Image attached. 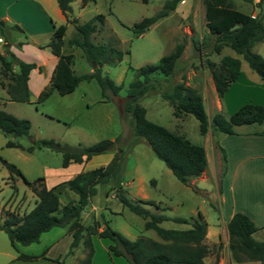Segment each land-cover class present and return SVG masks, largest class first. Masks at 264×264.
Instances as JSON below:
<instances>
[{"label":"rangeland","instance_id":"rangeland-1","mask_svg":"<svg viewBox=\"0 0 264 264\" xmlns=\"http://www.w3.org/2000/svg\"><path fill=\"white\" fill-rule=\"evenodd\" d=\"M256 1L230 0L234 9L261 16L264 28V0L259 4H256ZM162 2L163 0H146V2L94 0L82 7L79 0H70L69 17L75 18L78 23L90 20L99 13L104 15L102 25L97 24V29L91 33L90 39L94 43L110 45L122 52V57L116 64H103L100 68L102 75L107 76L115 84H120L121 88L117 95L105 90L104 96H101L94 80H81L69 94L60 95L52 90L46 98L36 101L38 93L35 91L41 86L46 73L42 67L36 68L39 74L34 72L29 78L27 102L7 100L5 90L0 87V109L29 121V129L25 135L13 136L0 131V156L18 168L28 181L43 177L44 186L50 188L69 179V173L73 169L61 167L60 152L50 148L33 147L31 151H26L33 140L51 138L59 143L75 146L108 139L111 141L109 149L87 160L83 170L106 164L116 155L120 167V183L128 198L152 200L157 206L141 205L168 217L188 218L192 215L196 216L199 212L208 230L207 235L206 233L204 235L203 243L206 239L210 241V244H206L208 247L206 256L212 263L215 261V255H220V251L223 250L227 260L230 257L227 247L225 249L227 243L223 245L220 238L224 237V240L227 238L226 228L222 227L221 220L228 211V202L221 201L219 196L222 192L221 186L224 184L222 178L226 187L234 188L237 177L236 175L223 177L226 151L220 146L219 140L225 134L207 130L201 135L197 120L191 114H184L181 117L172 115L171 107L162 99L160 91H169L173 84L180 81L196 89L201 95L204 112L209 120L211 115L218 111V103L219 111L225 117L228 116L230 108L238 102L264 105V78H259L249 69L240 55L227 47L222 48L219 53L209 52L210 36L205 46L200 45L206 35L203 0H181L167 16L156 20L140 35L133 34L132 24L154 14ZM55 23L58 24V21ZM9 33L10 39L21 40V35L16 31L10 32L8 27L0 34L1 40L8 41ZM77 36V30L72 23H69L62 38L66 41ZM45 40L49 39L46 37L40 39L43 42ZM194 41L198 43V49L194 48ZM177 43H182L183 48L174 63L172 74L166 78L159 76L156 88L147 91L138 102L144 107L145 117L148 120L204 148L206 168L197 177L189 179L186 184L180 183L170 173L142 138L133 136L129 116L122 111V103L128 84L134 78V70L145 64H155L162 55L172 51ZM5 49L3 42H0V54L6 55ZM34 49L30 43L27 44L24 48L25 58L39 56L40 53ZM60 50L73 55L71 68L75 74L91 70L78 47L64 43ZM251 51L264 59V38L255 43ZM222 55H230L240 61L238 80L232 81L230 87H227L228 90L223 93L225 100L215 95L210 73L205 64V59L218 63ZM31 57L28 59L30 60ZM12 67L15 68L16 64L12 63ZM3 81L6 82L7 79L3 78ZM252 131L264 132V122L234 126L231 135L237 136ZM7 141L19 143L22 148L8 147L5 145ZM219 148L223 150L225 159L223 161ZM247 183L245 182L249 185ZM96 188V194L91 197L90 202L91 205L97 206L93 216L100 224L103 220L108 221L110 228L129 240L137 237L157 239L152 230L143 229V218L121 206L114 195V190L105 197L104 191L107 186L98 185ZM71 196L75 198V194L71 191L61 189L58 194L59 205L64 204ZM35 199L34 193L22 180L18 176H10L5 166L0 163V216L4 215L5 211H15L19 215L27 212L32 208ZM247 199L248 197H244L243 201L246 202ZM88 207L83 209L82 216L87 215ZM159 226L183 229L187 224L165 220L160 222ZM100 228L101 226L98 229ZM66 232L65 226H53L40 233L36 242L11 245L6 234L0 230V264H53L50 259L62 257L67 250L69 233L66 236ZM252 236L257 240L263 239L264 228L255 231ZM91 243L93 248L91 264H128L123 256H115L107 251V245L110 244L108 239L93 236ZM41 253L46 258L40 256L34 259L17 258L18 254ZM83 255L79 246L72 254L64 257V264H77Z\"/></svg>","mask_w":264,"mask_h":264},{"label":"trees","instance_id":"trees-1","mask_svg":"<svg viewBox=\"0 0 264 264\" xmlns=\"http://www.w3.org/2000/svg\"><path fill=\"white\" fill-rule=\"evenodd\" d=\"M83 7L87 2L94 0H79ZM146 2V0H141ZM181 0H163L160 8L151 16L143 17L132 24V32L135 35L143 33L156 20L167 16L173 11ZM251 2L253 0H243ZM57 7L64 15L67 22L72 23L78 32L77 37L64 41L65 24L54 26L52 38L48 44L52 54L57 56L56 63L49 77V82L37 94L36 101L46 98L52 90L63 95L71 92L81 80H94L100 89L101 96L109 90L112 95H117L121 88L107 76L102 75L103 64L114 65L120 61L122 52L110 45L93 43L90 35L97 29V24L102 25L103 14H96L90 20L78 23L75 18L69 17L70 0H55ZM261 0H257L259 4ZM206 35L200 45H206L210 36L209 52L219 53L224 47L240 55L250 70L264 78V59L251 51V47L263 40L264 28L262 18L258 14H246L234 9L230 0H203ZM7 27L0 25V34ZM11 28L20 30L17 25ZM6 40V39H5ZM66 43L69 46L78 47L84 60L90 65L91 70L81 74H75L71 68L73 55L60 51ZM195 49L198 43L193 42ZM183 48L182 43L174 45L173 50L162 55L155 64H145L134 70V78L129 82L122 111L129 116V125L133 136L142 138L156 158L162 161L170 173L182 184H186L191 178L197 177L207 165L204 148L190 143L185 137L178 135L167 128L153 123L145 117V109L138 102L147 91L154 90L158 84L159 76L168 77L174 70V63ZM8 58L0 55V87L4 88L7 97L11 101L27 102L29 91L27 88L28 73L36 67L34 62H24L4 50ZM12 63L17 70H12ZM209 70L212 85L217 98H221L229 84L234 81L239 72L240 61L230 55H222L218 63L205 59ZM3 78L7 79L6 82ZM164 99L171 107L174 117L191 114L198 123V131L204 135L207 130L215 133L231 134L233 127L241 124L264 122V105L244 103L237 107L227 117L215 111L208 120L204 112L200 93L181 81L173 84L169 91H160ZM29 121L25 118H17L0 109V131L13 136L27 134ZM111 143L108 139H101L89 145L76 144L70 146L59 143L51 138L33 140L26 151L33 147H47L60 152L61 167L69 163L87 161L92 156L108 150ZM8 147H19V143L7 141ZM221 159H224L223 150ZM0 163L5 166L10 176H18L22 182L34 193L36 199L31 209L20 215L15 211H5L0 216V230L3 231L11 245L19 243L26 245L36 242L40 233L53 226H67L70 242L62 257L50 259L53 264H64V257L73 253L81 246L83 257L77 264H91L93 248L91 236L105 238L110 241L107 251L115 256H123L128 264H204L203 258L208 253V247L203 243L206 233V222L199 212L196 216L168 217L160 212H153L144 208L141 204L156 203L148 199L133 200L126 196L120 183V167L118 158L114 155L111 160L92 169L83 170L74 177L57 183L50 188L44 186L43 177H37L28 181L22 172L12 163L0 156ZM264 172V167H263ZM107 186L104 196L114 190L115 197L121 206L126 207L132 213L144 219L143 229L152 230L157 239L137 237L127 239L118 231L110 228L108 221L100 224L92 214L87 219H81L83 209L88 206L91 197L96 194L97 186ZM66 189L75 194V198L67 200L61 206L58 201L60 190ZM172 220L176 223L187 224L183 229L163 228L159 223ZM101 226L100 229H98ZM227 233V251L234 262L258 261L264 264V238L255 239L252 234L257 227L244 213L234 212L225 223ZM44 257L39 255L18 254L20 259H34ZM211 264H216V260Z\"/></svg>","mask_w":264,"mask_h":264},{"label":"crops","instance_id":"crops-1","mask_svg":"<svg viewBox=\"0 0 264 264\" xmlns=\"http://www.w3.org/2000/svg\"><path fill=\"white\" fill-rule=\"evenodd\" d=\"M57 21L58 24L55 23ZM62 22L65 23L66 30L69 22L66 21L64 15L57 7L55 0H0V25L8 27V30L10 32L16 31L21 35V40L14 38L10 39L9 33L7 35L9 36L8 41H2L0 38V42H3L8 52L12 53L15 58L24 62H34L36 67H42L46 72L45 78L41 82V86L38 88V90L35 91V93H38L41 88L46 86L49 82V77L56 63L57 56L51 53L48 44L52 38L54 26L62 24ZM12 25H17L20 30L11 28ZM44 37L49 40H45L44 42L40 41V39H44ZM29 43L33 46V48H35L34 50L40 53L39 56H28V58L31 57L30 60L28 58H25L26 56L24 53V48ZM0 55L4 58H8L7 53L6 55H4V53H1ZM12 70L16 71L17 68L12 67ZM34 72H37L39 74L36 68L30 70L26 82L27 88L29 78ZM238 77L239 74L234 81H237ZM230 85L228 86V88L230 87ZM224 94L221 97V99L223 100H225ZM98 101L101 102L100 100ZM243 103V101L236 103L233 108H230L229 114L236 110L237 107H239ZM217 109L218 111L220 110L219 103ZM231 134H225V136L220 137L219 140L220 146L226 151V163L223 177H232V175H236L237 177V184L234 188H232V186L226 187L225 181L222 178V183L224 184L221 186L222 192L219 197L221 201L226 200L228 202V211L225 218L221 220L222 227H225L226 221L234 212L239 211L246 214L252 220V222L257 227V232L258 230H262L264 228V173L262 172V168L264 167V132L252 131L237 136ZM85 162L86 161H82L80 163H69L67 166H65V168L68 170L73 169L69 173L70 178L74 177L80 171H83ZM245 182H248L247 184L249 185H246ZM244 197H248L249 200L247 199L246 202H244ZM68 199L71 200L74 198L71 196ZM88 205H90V207L86 206L88 207L87 215L95 214L97 206L91 205V202ZM87 215L82 216L81 213V219H87ZM65 228L67 231V226H65ZM207 233L208 230L206 229V235ZM66 234V236H68V232H66ZM93 236L95 235L91 236V240ZM220 239L223 241V245L227 243V238H225L224 240V237H221ZM69 242L70 235L68 244ZM209 242L210 241L207 239L206 241H204L205 244H208ZM225 257L226 256L224 254V251L221 250L220 255H215L216 264L259 263L258 261L234 262L230 259V257L229 259H227V261ZM203 262L204 264L211 263L207 256L203 258Z\"/></svg>","mask_w":264,"mask_h":264},{"label":"water","instance_id":"water-1","mask_svg":"<svg viewBox=\"0 0 264 264\" xmlns=\"http://www.w3.org/2000/svg\"><path fill=\"white\" fill-rule=\"evenodd\" d=\"M111 144V143H110ZM108 149H109V146H108Z\"/></svg>","mask_w":264,"mask_h":264}]
</instances>
